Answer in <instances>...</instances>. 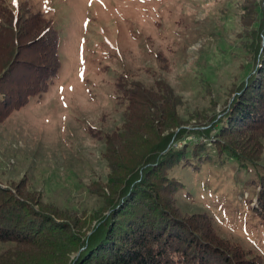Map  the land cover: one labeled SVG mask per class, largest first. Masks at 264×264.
Returning a JSON list of instances; mask_svg holds the SVG:
<instances>
[{
    "label": "rangeland",
    "instance_id": "rangeland-1",
    "mask_svg": "<svg viewBox=\"0 0 264 264\" xmlns=\"http://www.w3.org/2000/svg\"><path fill=\"white\" fill-rule=\"evenodd\" d=\"M3 1L49 20L58 31L60 64L44 91L0 118V184L23 180L43 203L74 212L78 224L104 201L106 137L124 118L118 84L168 86L180 98L184 124L175 133L201 123L193 128L215 138L219 125L210 119L228 111L263 43L260 36L254 44L250 35L263 19L260 8L252 12V0ZM178 137L167 148L202 139L208 148L202 153L211 156L202 162L188 155L194 168L181 162L169 170L182 183L175 193L182 213H207L221 237L264 264V217L253 209L264 136L257 167L218 154L211 138L190 131ZM11 247L0 243V253Z\"/></svg>",
    "mask_w": 264,
    "mask_h": 264
},
{
    "label": "trees",
    "instance_id": "trees-1",
    "mask_svg": "<svg viewBox=\"0 0 264 264\" xmlns=\"http://www.w3.org/2000/svg\"><path fill=\"white\" fill-rule=\"evenodd\" d=\"M251 4L254 14L262 10L263 19L250 35L254 44L260 36L263 43L256 45V68L235 89L228 111L210 119L214 127L215 122L219 125L215 138L205 128H193L201 123L175 133L184 124L177 114L180 98L168 86L122 81L118 85L125 97L124 118L119 129L107 135L103 152L108 167L104 201L78 224L74 212L43 203L23 180L14 186L0 184V243H12L0 253V264L261 263L221 237L210 215L182 213L176 202L182 183L169 176V170L181 162L194 168L188 155L202 162L210 159L202 153L208 149L206 142L167 148L190 131L211 138L218 154H228L242 167L259 165L264 136V0ZM58 38L41 12L26 5L14 11L0 0L1 119L47 88L60 64ZM256 196L253 209L264 217V172L259 173Z\"/></svg>",
    "mask_w": 264,
    "mask_h": 264
}]
</instances>
